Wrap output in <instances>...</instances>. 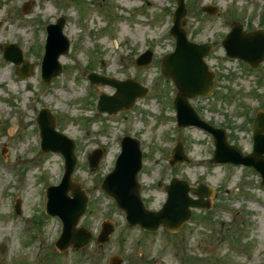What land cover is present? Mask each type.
I'll return each mask as SVG.
<instances>
[{"label":"rangeland","instance_id":"1","mask_svg":"<svg viewBox=\"0 0 264 264\" xmlns=\"http://www.w3.org/2000/svg\"><path fill=\"white\" fill-rule=\"evenodd\" d=\"M26 1L0 0V264H88L82 259L95 248L93 241L64 255L49 243L59 236L62 224L46 217L43 186L59 183L64 158L41 151L36 116L45 106L57 117V128L76 141L78 159L72 178L89 196L79 226L95 231L103 220L116 225L105 247L106 264L115 252L130 253L133 240L145 242L135 253H146L155 264H264L260 176L242 166L213 165L210 136L195 127L177 126L173 106L177 89L160 72L161 58L175 46L170 27L176 0H29V12L23 13ZM185 1L182 26L190 40L211 42L206 61L216 72L214 95L192 98L191 103L201 117L225 127L231 143L250 152L253 120L247 118L264 108V61L249 70L247 63L226 56L221 41L237 22L247 32L264 28V0ZM204 5L214 6L215 13L200 10ZM60 16L67 19L64 33L71 46L60 57L61 74L44 83L40 65L45 26ZM13 42L33 65L26 78L19 75L21 65L3 57V44ZM147 48L153 51L152 62L137 66L135 59ZM90 69L133 78L149 91L132 110L108 117L96 112L93 94L112 93L114 88L90 85L86 79ZM124 135L142 142L145 170L139 178L149 208H158L166 197L158 181L169 183L178 177L191 185L200 179L216 188L212 209L194 211L175 233L162 227L159 233L146 235L125 227L122 212L101 188ZM178 140L185 142L190 160L170 165L168 156ZM100 146L105 152L92 170L88 155ZM17 198L22 199L20 215L14 209ZM35 233L42 239L37 240ZM149 241H154L151 248Z\"/></svg>","mask_w":264,"mask_h":264},{"label":"water","instance_id":"2","mask_svg":"<svg viewBox=\"0 0 264 264\" xmlns=\"http://www.w3.org/2000/svg\"><path fill=\"white\" fill-rule=\"evenodd\" d=\"M180 6L176 12L173 34L177 38V48L162 60L165 76L171 77L177 85L179 92L174 101L178 110V120L181 126L194 124L202 126L215 134L216 150L214 160L218 162H231L252 166L261 173L264 183V115L260 113L254 125L255 148L250 154L243 155L236 147L229 145L223 129H215L202 121L194 108L189 103V97L212 92L214 73L208 70L203 61V56L208 53L209 45H198L189 42L185 31L180 27L182 16L185 14L184 0H179ZM30 3L24 5V12H28ZM209 10V8H205ZM65 19L60 18L57 23L48 26L49 36L46 44V53L43 59L42 72L46 82L60 74L62 64L59 56L69 49V40L63 34ZM263 32H250L243 34L241 25H237L227 35L223 44L228 53L248 61L252 66L264 59ZM5 58L19 64L23 60L22 51L16 44L5 46ZM151 52L138 59L139 64L149 63ZM31 66L27 63L21 69L23 77L30 74ZM94 81H103L117 88L113 95L103 94L100 99V111L115 113L120 109L133 106L139 96L145 94L146 88L133 80L119 81L106 76L91 75ZM41 128L42 146L45 151L61 152L66 159V172L58 186L48 188L47 211L57 214L64 221V231L59 239L58 247L62 250L73 243L77 248L87 244L90 232L83 228H76L80 217L84 214L88 202L87 196L77 181H72L71 176L75 169L77 157L75 155V142L56 129L55 117L48 109H43L38 116ZM122 153L118 157L116 167L104 180L102 187L116 198L119 207L127 212L131 224H141L145 228L157 229L164 224L169 230L178 229L181 223L190 216V207H210V201L205 200L211 191L207 187L189 188L187 182L173 179L168 188V200L159 211H150L143 205L140 196V185L137 174L142 167V155L139 141L125 136L123 138ZM173 163L187 160L183 153L182 143L174 149ZM102 154V149H97L90 155V167L95 168ZM71 190L73 197L68 196ZM189 190L198 195L194 199L189 196ZM20 201V200H19ZM19 209V206H18ZM113 227L106 223L104 232L99 238L106 241Z\"/></svg>","mask_w":264,"mask_h":264},{"label":"flooded vegetation","instance_id":"3","mask_svg":"<svg viewBox=\"0 0 264 264\" xmlns=\"http://www.w3.org/2000/svg\"><path fill=\"white\" fill-rule=\"evenodd\" d=\"M135 228H137V227H135ZM143 233H145V232H143ZM109 242L104 243L102 245L99 242L95 241V248L93 249V251H90L88 254L86 253V256L92 260L93 264H106V257H105L106 248L105 247L109 244ZM143 242H141L139 240H135V241L133 240V242L131 243L132 251L130 253H126V255L124 256L123 254L121 255L119 252H115L114 254H112L109 257L108 264H110V258L113 255H120V257H121L120 259L122 260L121 264H151L152 261H153L152 264H155L154 259H151L150 256L147 255L146 253L144 255H143V253H141L139 251L137 253H135L136 249L139 246H141V243H143ZM150 246H151V242L149 241L148 242V248H151ZM121 247L123 248V246H121Z\"/></svg>","mask_w":264,"mask_h":264}]
</instances>
